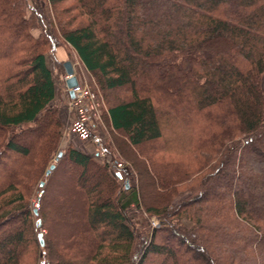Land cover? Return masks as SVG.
<instances>
[{"label": "trees", "instance_id": "obj_1", "mask_svg": "<svg viewBox=\"0 0 264 264\" xmlns=\"http://www.w3.org/2000/svg\"><path fill=\"white\" fill-rule=\"evenodd\" d=\"M32 1L0 0V264H264V0ZM64 43L134 180L57 150Z\"/></svg>", "mask_w": 264, "mask_h": 264}, {"label": "rangeland", "instance_id": "obj_2", "mask_svg": "<svg viewBox=\"0 0 264 264\" xmlns=\"http://www.w3.org/2000/svg\"><path fill=\"white\" fill-rule=\"evenodd\" d=\"M29 3L33 5L32 0H29ZM37 32L38 31L35 30V33H37ZM54 51H56V50H54ZM54 51L53 52H47L46 57H47L48 67L51 69L52 76L54 78V81L56 84V90H57V94H56V97L53 101V104L55 106H57L61 120H62V123H63L62 137L60 138V141L58 143L57 150H60V149L64 148L66 145L71 144L72 146H75L81 150L89 151V152H91V155L93 156V158L97 162H99L100 164H102L105 167H108L110 170L115 169L116 172H119L120 177H122V179H125L127 176L129 179L134 180V177H135L134 168L132 167V165L130 164L129 161L124 160L113 149L112 144L108 139V137L110 136L109 130H108V127L105 124L104 119L102 117V114L104 113V110L106 109V106H105L106 104H105L104 99L102 98L101 94L98 92V90H96V86H95V83L93 81L92 76L84 69L82 64L77 59L74 51L66 43L61 44L59 47H57V52H58V55L60 56V58H57L54 55ZM65 61H69L71 63V65H72L75 73L77 74V76L81 80L86 81L90 85V87L96 91V93L99 95V97H101L102 102H103L100 117L96 120L94 129L92 131V137L88 141H82V140L78 139L74 134H72L69 131V129L66 128V126H67L66 122L69 119V113L67 111V109H68L67 108V97H66V94L62 88V85H63L62 79H63V74H64V68H63L62 62H65ZM112 95L114 97H117L118 99L123 98V94H122L121 90H117V91L112 92ZM164 116H166L165 113H164ZM168 122H169V120H168ZM114 134H115V136L119 142L123 140L122 139L123 134H121V133L117 134L116 132H114ZM101 147L105 148V151H103V155L101 153L102 152ZM121 148L122 149L124 148V151L128 155V157L132 158L133 153L129 149V147H127L125 145ZM147 148L148 147H146L145 151H148ZM51 160L54 161V158H52ZM118 163H121L122 166L118 167L117 166ZM123 167L130 171L129 175L127 174V172H128L127 170L124 171L122 169ZM73 172H74V174H73ZM77 172H79L78 169H75V171H72V173L67 174V176H68L67 178L63 177L62 181L65 182L67 179L75 178L76 174H78ZM135 181H136V179H135ZM127 183H129V180L126 179L125 184H127ZM130 183H131V180H130ZM52 188H54L53 185H50V188L48 189L50 194H54ZM220 190L221 189H217V193ZM149 192L151 193V191H149ZM184 194H185V191L181 193L180 197H183ZM54 197L57 198V193L55 194ZM147 198H149V197H147ZM29 207L31 208L32 215H35L33 213V209H37V201H36L35 197H33V195L30 198ZM142 216L144 218L148 217V218H146V220H147V223L149 224V226H151V227L152 226L157 227L160 224L161 220L159 218H156L154 216H147L145 213H142ZM35 223H36V221L34 222V224ZM185 223L188 224L189 222L185 221ZM64 226L65 225H62L61 228L65 229ZM39 232L42 234L45 232V229L41 228V227H37L36 228V234ZM39 248H41V247L39 246ZM190 263L194 264L193 262H190Z\"/></svg>", "mask_w": 264, "mask_h": 264}, {"label": "built area", "instance_id": "obj_3", "mask_svg": "<svg viewBox=\"0 0 264 264\" xmlns=\"http://www.w3.org/2000/svg\"><path fill=\"white\" fill-rule=\"evenodd\" d=\"M72 75L76 76L77 84L68 88L65 81ZM62 80V88L67 97V111L69 113L66 128L78 139L88 141L92 137L95 122L100 117L103 106L102 99L86 81L81 80L77 76L74 69L73 74H66L64 71ZM69 91L72 92V97L69 96ZM101 150L103 155L105 148L101 147ZM117 166L120 167L122 164L118 163Z\"/></svg>", "mask_w": 264, "mask_h": 264}, {"label": "water", "instance_id": "obj_4", "mask_svg": "<svg viewBox=\"0 0 264 264\" xmlns=\"http://www.w3.org/2000/svg\"><path fill=\"white\" fill-rule=\"evenodd\" d=\"M63 67H64V70H65L66 74H73V67H72V65H71V63H70L69 61H65V62L63 63ZM65 84H66V86H67L68 88L75 86V85L77 84V78H76V76H75V75H72L69 79H67V80L65 81ZM69 96H70V97L73 96V94H72L71 91H69ZM60 155H61V152L59 151V152L56 154V156L54 157V160H57V159L60 157ZM53 168H54V164H51V165L45 170V174H46V175L49 174V172H50ZM115 175H116L117 177L120 178V173H119V172H116ZM40 184H42V182H41ZM33 213H34V214L37 213V212H36V209L33 210ZM39 224H40V221L37 220V221H36V226H38ZM36 238H37V241H38L40 247H42V246H43V237H42V234H41L40 232L37 233V234H36Z\"/></svg>", "mask_w": 264, "mask_h": 264}, {"label": "crops", "instance_id": "obj_5", "mask_svg": "<svg viewBox=\"0 0 264 264\" xmlns=\"http://www.w3.org/2000/svg\"><path fill=\"white\" fill-rule=\"evenodd\" d=\"M54 55L57 57V58H60V56L58 55V52H57V48H56V51H54ZM45 61H46V64L48 65V62H47V57L45 55ZM64 62H62L63 64ZM64 68V67H63ZM85 69V68H84ZM65 71V70H64ZM84 152L88 153V154H91V152L89 151H86V150H83Z\"/></svg>", "mask_w": 264, "mask_h": 264}]
</instances>
